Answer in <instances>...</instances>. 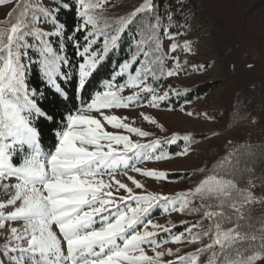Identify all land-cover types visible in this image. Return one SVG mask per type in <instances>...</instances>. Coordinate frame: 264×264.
Returning <instances> with one entry per match:
<instances>
[{"label":"snow or ice","instance_id":"obj_1","mask_svg":"<svg viewBox=\"0 0 264 264\" xmlns=\"http://www.w3.org/2000/svg\"><path fill=\"white\" fill-rule=\"evenodd\" d=\"M7 2L11 0H0V5ZM107 2L26 0L14 8L18 15L10 28L0 31V190L8 197L0 200V236L5 237L0 264H198L205 253H210L206 264H256L264 259V235L259 237L260 247L246 257L233 258L230 251L239 241L258 239L243 232L240 223L244 205L256 202V197L250 188H238L232 178L239 149L220 157L212 175L175 196L147 192L145 184L130 174L167 180L168 172L137 165L186 156L194 138L173 134L133 140L155 133L113 112L142 106L158 109L171 99L170 93L179 97L174 89L159 94V86L152 82L180 75L176 53L181 45L173 42L168 53H161V31L171 40L179 33L173 34L171 27L162 29L163 18L153 0H142L115 21L102 14ZM67 13L74 17L71 26L63 18ZM168 21L171 25V15ZM134 22L145 30L141 35L138 28L136 51L89 92L103 61ZM69 48L74 49L71 55ZM182 48L192 51L188 41ZM72 55L79 59L74 61ZM141 58L147 63L133 72ZM168 59L174 68L166 69ZM32 71L36 84L29 76ZM118 77L124 82L117 83ZM125 89L131 94L124 95ZM141 115L166 131L152 115ZM46 130L51 138L47 146ZM178 142L183 144L179 151L166 150ZM118 176L126 177L131 186ZM211 200L217 201L219 211L211 210L213 205L207 203ZM156 207L165 213L203 211L202 220L208 219L210 225L203 228L202 220L196 221L162 240L160 232L169 233L176 225L154 223L149 215ZM225 208L234 210L235 221ZM224 223L232 226L225 228ZM205 238L210 242L193 253L158 250L169 242L199 243ZM166 255L175 259L165 261Z\"/></svg>","mask_w":264,"mask_h":264},{"label":"trees","instance_id":"obj_2","mask_svg":"<svg viewBox=\"0 0 264 264\" xmlns=\"http://www.w3.org/2000/svg\"><path fill=\"white\" fill-rule=\"evenodd\" d=\"M112 1V0H108ZM26 2V0H19V4ZM142 0H130L121 6V9L116 13H102L103 16L107 17L109 21H115L119 17L126 16L132 12V10L140 5ZM156 11L159 16L163 18L165 9L169 10L172 16L171 25L167 22L168 27H171V32L175 35V38L184 34L187 28L196 21L199 16L205 15L211 17L218 29V33H227V42L231 41L228 45L229 55L234 60L231 61V68L241 67V64L249 68L250 70H261L264 72V20L261 18V9L257 6L252 7L249 12L244 13L243 8L240 4H237L236 0H186L185 2H174V0H153ZM18 13L13 12V15L5 22H0V31L10 28L11 23L15 22ZM64 19L67 20L68 25L71 26L73 23V14H64ZM143 23V22H141ZM138 28H140V34L143 35L145 30L140 27L137 23L130 25L124 33L121 35L119 47L111 51L106 59L103 61L100 71L92 79L89 92H92L100 87V81L108 79L115 71L118 70L120 63L124 60L130 59L135 49V41L138 38ZM166 28V24L162 19V29ZM233 33L231 39V34ZM213 33V32H212ZM168 37L161 31L160 40L163 45V40ZM234 42H233V41ZM99 46V44H98ZM151 51V47L149 49ZM71 55L74 49H68ZM231 52V53H230ZM239 52V55H235ZM161 53H165L163 46ZM183 53L177 50L176 55L179 57ZM237 54V53H236ZM237 56V58H235ZM74 61L78 60L79 57L72 55ZM236 59V60H235ZM147 61L141 58L136 64L133 65L132 71L135 72L141 65L146 64ZM166 61V69H167ZM191 69H183L180 72V77L190 75ZM31 82L33 84L38 83L35 72L29 73ZM242 73L240 72L239 77L242 82ZM236 77V76H235ZM123 77L117 78V83L124 82ZM167 76L159 81H153L152 83L158 85V92L164 86ZM222 85V82H212L207 84L197 85L188 89H178L180 92L179 97L171 94V99L161 104V109L165 110H179L187 104H193L197 100H207L212 92L218 89ZM234 88H240L237 92L239 99L235 105V109L231 111L226 118H220L216 116L218 121L223 123L231 121L225 124L227 129L224 132L225 142L224 144H217L211 148L203 151L202 162L198 170L192 172L183 173H168V181L172 183H182L189 185L183 192L194 188L203 179L213 174V166L216 161L226 155L227 153L233 152L239 149L237 153L239 164L233 172L232 178L236 181L238 188L248 189L253 192L256 197V202L248 205H244V219L240 221L243 225L242 231L246 232L249 236L255 235L258 239L252 241L250 239L239 241L230 250L233 258L246 257L253 253L254 250L260 247L259 237L264 235V80L260 79L252 84H245V87L240 86V82H234L232 85ZM69 92H71L73 85H66ZM147 94H145L146 96ZM49 100L52 99L51 94L48 96ZM138 108V107H135ZM134 109V108H131ZM242 117L243 122L236 123L235 120ZM173 134H166L159 138L164 139ZM194 138L191 147L195 144L202 142L205 137L201 135H193ZM44 144L47 146L51 143L50 133L45 132ZM183 146L182 142H178L175 145H169L166 150L170 153L177 152ZM190 147V149H191ZM190 152V150H189ZM251 182V185L250 183ZM199 203V201H197ZM207 203L213 205V211H219L216 207L217 201L211 200ZM225 211L232 215L233 221L236 217L234 210L225 208ZM169 213L163 212L161 207L154 208L149 218L151 220L158 219ZM185 221L177 224L176 227L171 228V232L164 233L160 232L159 239H169L171 235L184 232L185 228L196 221H201L203 217V211L198 214L189 215L183 214ZM187 222V223H185ZM203 228H208L210 221L208 219L202 220ZM232 224L224 223L223 227H231ZM202 229H193L194 232L201 231ZM210 241L205 238L199 243H188L187 247L181 248L179 255H185L186 253H193L203 245L208 244ZM187 243V242H185ZM210 253L201 255L198 264H206V261ZM172 260L175 257H172ZM256 264H264V259L258 260Z\"/></svg>","mask_w":264,"mask_h":264},{"label":"rangeland","instance_id":"obj_3","mask_svg":"<svg viewBox=\"0 0 264 264\" xmlns=\"http://www.w3.org/2000/svg\"><path fill=\"white\" fill-rule=\"evenodd\" d=\"M130 0H112L104 4L102 13H116L121 9V6ZM186 0H174V2H185ZM237 4H240L243 8V12L247 13L252 7L257 6L261 9L262 16L264 20V0H236ZM19 4V0H11L3 5H0V22H5L9 19V13L14 12V8ZM171 14L168 9H165L163 14V21L168 27V17ZM50 27V26H47ZM213 32V33H212ZM231 39L233 33L230 32ZM227 33H218V29L215 25L214 20L211 17H206L204 14L199 16V18L191 23L187 28V31L174 38V40L165 37L163 40V50L168 53L169 45L173 42L181 45L178 49L183 54L179 57L180 63L183 69H191L190 75H185L183 77L173 76L167 77L164 86L158 92L162 94L164 91L169 89H188L197 85L207 84L212 82H222V85L210 94L207 100H197L193 104H187L179 110H165L161 108H151L147 106H142L134 109H119L113 110L116 115L127 116L130 121L134 120L133 126L140 127L143 130L151 131L155 133L154 137L149 138H138L133 136V140L140 139L141 142H146L147 140L164 136L166 134H178V135H201L205 139L195 144L191 147L190 152L186 156L176 157L167 161H146L143 164L137 165L142 168L163 170L168 173H183L192 172L199 169L203 151L211 148L217 144H224L225 136L224 132L227 129L228 122L223 123L218 121L216 116L220 118H226L230 112L235 109V105L239 99L237 92L240 88H234L232 85L234 82H240V86L245 84H252L257 80H264V72L261 70H250L246 66L241 64V67L231 68V61L234 60L233 57L229 55V49L227 48L229 43L227 42ZM234 40V39H233ZM232 40V41H233ZM188 41L191 43L192 51L186 52L183 50V44ZM234 42V41H233ZM230 46V45H229ZM231 53V52H230ZM237 53V54H236ZM235 55H239L236 52ZM237 58V56L235 57ZM236 60V59H235ZM174 61L168 59L167 69L174 68ZM240 72L242 73V82L239 77ZM236 76V77H235ZM131 89H125L124 95L131 94ZM188 112L194 113V115H187ZM216 112V116L214 114ZM141 113L152 115L158 122L159 125H163L166 131H161L155 125H152L145 121ZM207 114V115H205ZM242 117L236 119V123L243 122ZM107 130L115 131L110 128V126L105 125ZM136 175L137 179H140L146 186L147 192H153L157 194L175 196L177 194L183 193L184 189L189 187L187 184L182 183H172L168 180H154L152 178L141 177L139 174L130 173ZM118 179H122L123 182L131 183L126 179V177L118 176ZM14 183V181H12ZM138 193L143 190L136 189ZM120 195H124L121 191ZM8 197L0 190V200H6ZM154 223L171 227V225H177L185 221V216L181 213L172 212L166 216L158 219L152 220ZM13 226H19L15 224ZM8 225L6 224V228ZM151 230V229H149ZM3 231V230H0ZM5 242V237L0 236V246ZM188 243H167L164 244L161 249L165 250L168 248L175 251L177 248L181 249L187 247ZM148 255H154L150 249H146ZM165 261L172 260L171 256H165L163 258Z\"/></svg>","mask_w":264,"mask_h":264}]
</instances>
